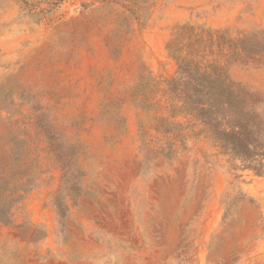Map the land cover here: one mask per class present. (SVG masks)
<instances>
[{
	"label": "rangeland",
	"instance_id": "1",
	"mask_svg": "<svg viewBox=\"0 0 264 264\" xmlns=\"http://www.w3.org/2000/svg\"><path fill=\"white\" fill-rule=\"evenodd\" d=\"M185 23L264 29V0H0V264H264V177L171 124Z\"/></svg>",
	"mask_w": 264,
	"mask_h": 264
},
{
	"label": "trees",
	"instance_id": "2",
	"mask_svg": "<svg viewBox=\"0 0 264 264\" xmlns=\"http://www.w3.org/2000/svg\"><path fill=\"white\" fill-rule=\"evenodd\" d=\"M166 50L176 65L174 74L166 81L170 99L166 106L173 111L171 124L175 130L182 128L175 117L182 113L192 116L203 125L200 131L217 143L226 157L238 160L242 169L264 177V122L255 112L264 99L249 87L234 83L226 74V68L233 63L264 67V29L232 35L227 27L214 29L205 24L185 23L176 27L166 42ZM171 153L172 150H167L165 156L169 158ZM70 164L72 161L68 159L67 165ZM3 166L0 164V169ZM66 173L64 170L63 177ZM26 186L25 192L34 186L33 180L26 179L20 185L15 182L11 192L21 197L17 191ZM3 192L0 188V197ZM74 193L80 195L79 190ZM8 217V213L0 211L1 222Z\"/></svg>",
	"mask_w": 264,
	"mask_h": 264
},
{
	"label": "crops",
	"instance_id": "3",
	"mask_svg": "<svg viewBox=\"0 0 264 264\" xmlns=\"http://www.w3.org/2000/svg\"><path fill=\"white\" fill-rule=\"evenodd\" d=\"M45 264H54L53 262H51L50 260L46 261Z\"/></svg>",
	"mask_w": 264,
	"mask_h": 264
}]
</instances>
